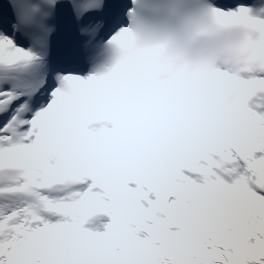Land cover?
<instances>
[{
    "label": "snow or ice",
    "instance_id": "obj_1",
    "mask_svg": "<svg viewBox=\"0 0 264 264\" xmlns=\"http://www.w3.org/2000/svg\"><path fill=\"white\" fill-rule=\"evenodd\" d=\"M0 264H264V0H0Z\"/></svg>",
    "mask_w": 264,
    "mask_h": 264
}]
</instances>
